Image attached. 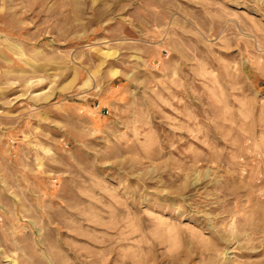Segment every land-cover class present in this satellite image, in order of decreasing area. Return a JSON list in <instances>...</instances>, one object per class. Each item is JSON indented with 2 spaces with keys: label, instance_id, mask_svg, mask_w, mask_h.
<instances>
[{
  "label": "rangeland",
  "instance_id": "rangeland-1",
  "mask_svg": "<svg viewBox=\"0 0 264 264\" xmlns=\"http://www.w3.org/2000/svg\"><path fill=\"white\" fill-rule=\"evenodd\" d=\"M0 264H264V0H0Z\"/></svg>",
  "mask_w": 264,
  "mask_h": 264
}]
</instances>
